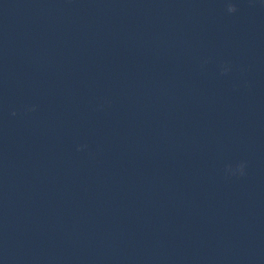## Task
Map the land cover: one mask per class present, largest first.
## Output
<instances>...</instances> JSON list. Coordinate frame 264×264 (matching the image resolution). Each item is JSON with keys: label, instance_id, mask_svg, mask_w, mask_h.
<instances>
[{"label": "clouds", "instance_id": "obj_1", "mask_svg": "<svg viewBox=\"0 0 264 264\" xmlns=\"http://www.w3.org/2000/svg\"><path fill=\"white\" fill-rule=\"evenodd\" d=\"M228 11H229V12H235V11H236L235 6L229 5V7H228Z\"/></svg>", "mask_w": 264, "mask_h": 264}]
</instances>
